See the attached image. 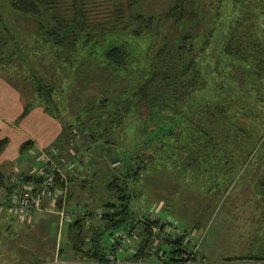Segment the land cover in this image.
<instances>
[{
    "label": "trees",
    "instance_id": "trees-1",
    "mask_svg": "<svg viewBox=\"0 0 264 264\" xmlns=\"http://www.w3.org/2000/svg\"><path fill=\"white\" fill-rule=\"evenodd\" d=\"M224 1L165 0V5L159 11L145 5L144 0L8 1L10 10L36 22V47L50 49V55L53 51L57 52L61 62L71 71L94 61H99L104 67L121 75L130 70H142L141 78L132 88L125 89L113 100L104 96L106 92L100 94L94 104L82 106L78 111L80 115L72 119V126L82 136L88 137L91 149L109 151L107 156L122 166L121 176H114L102 188L105 195L100 205V215L97 217L93 212L83 211V217L69 224L68 237L75 257L94 261L95 264H108V253L102 244L103 236L106 233L113 235L116 231L138 224L140 241L130 256L131 260L149 259L154 254L160 260L162 257L159 253L162 251V254L168 255L167 262L163 264H185L189 261L190 258L184 255L189 247L184 244L182 236L172 238V235H168L169 238H164L155 252L151 250V238L154 235L150 227H159L160 234L164 228L156 221L134 217L128 183H134L149 167L154 166L158 156L168 162L174 161L175 157L179 160L181 158L182 161L174 165L192 167L196 174L226 171L224 167H217L223 164L232 166L236 153L241 155L245 142L252 137L250 131L241 127L238 130L231 120L232 103L213 97L210 102L194 107L191 101L206 86L198 57L210 46L211 38L216 36L218 21L222 27L218 32L220 37H224V30H228V33L224 42L220 43L219 36L214 39L218 49L217 75L228 86H235L239 93L242 92L239 87L245 83H264V0H232L230 14L234 13V17L228 26L225 24L227 18L220 19ZM255 2L257 5L253 8L251 4ZM209 10L216 11L217 19L207 18ZM257 18L261 20L260 23L256 22ZM1 24L4 26V23ZM164 29L166 32H163ZM5 30L7 28L4 26ZM202 38L203 44L200 43ZM16 42L13 40V47L0 42V71H12V64L15 63L13 58L18 54L25 62L28 59L25 52L29 46L27 44L31 43L21 42L18 45ZM132 45L137 46L136 50H131ZM5 51H10V54H2ZM137 51L143 63L140 70L132 55H136ZM225 58L229 63L219 66ZM27 64L30 65L29 62ZM227 66H230L229 70H226ZM27 75L25 79L17 73L22 83L28 82V94L31 95L27 97L23 94L26 105L20 118L25 117L34 107H42L45 113L61 122L62 146H74L77 137L67 132L65 122L62 123L59 116L55 81L48 83L32 70ZM10 83L22 92L16 83ZM249 98L242 96L241 99V103L246 102L247 106L242 109V113L247 109L245 117L264 114L262 109L256 108L264 106V97L258 96L252 101L247 100ZM141 109L147 110L146 117H143ZM133 115L142 119L145 137L150 122L158 120L161 126L152 129L153 134L147 136L142 146L134 147L135 152L131 156L130 150L128 152L117 146L113 148V143L105 140V136L116 132ZM238 131L244 136L240 138ZM258 141L260 144L257 151L262 149L264 152V134ZM7 143V139L0 141V153ZM31 145L30 141L23 143L20 152L27 151ZM173 161L169 162L170 165ZM77 162L83 163L81 159ZM32 177L27 176L25 179L30 181ZM4 180L0 172V187L5 186ZM23 183L27 181L14 183L8 188V198L13 189ZM256 189L264 199V178ZM7 207L10 209L9 199ZM93 219L98 221V225L91 223ZM163 244L167 246L166 249L162 248ZM239 260L264 264V251L260 249L257 255L249 253Z\"/></svg>",
    "mask_w": 264,
    "mask_h": 264
},
{
    "label": "rangeland",
    "instance_id": "rangeland-1",
    "mask_svg": "<svg viewBox=\"0 0 264 264\" xmlns=\"http://www.w3.org/2000/svg\"><path fill=\"white\" fill-rule=\"evenodd\" d=\"M8 1L0 0V42L11 47L14 44L13 40L17 41V44L21 42L31 44H27L29 46L25 52L28 56L26 62L18 54L13 58L14 69L9 73H6V70L0 71V75L9 82L16 83L22 91L21 95L24 94L27 97L31 96L28 94L30 86L27 81L22 83L17 73L26 79L28 72L32 70L48 83L55 81L54 85L57 87L55 97L60 105L59 116L62 123L65 122L67 132L70 131L74 138L73 131L77 132L74 146L64 147L65 151L62 153L66 152L67 156H70V149H72L77 160L81 159L83 162L82 164L77 162L74 185L73 189L71 188L67 206L68 209L80 212H93L98 217L102 211L100 205L105 195L102 188L114 176H121L122 166L118 161H113L107 156L109 151L106 152L102 148L91 149L92 144L88 137L82 136L72 126V119L80 115L78 111L82 106L94 104L100 94L106 92L104 96L113 100L125 89L132 88L141 78L142 70H130L121 75L113 69L104 67L99 61H94L71 71L61 62V56L57 52L53 51L50 55L48 54L50 49L36 47L35 38L38 35L36 22L28 16L19 15L10 10ZM144 2L155 11H159L165 5V0H144ZM223 3L220 19L227 18L225 24L228 26L234 17V13L230 14L233 1L226 0ZM251 5L254 8L257 2ZM253 11L255 13V10ZM207 18H216V11L209 10ZM256 22L260 23L261 20L257 18ZM1 23H4L7 31H4ZM217 24L219 26L215 29L216 36L211 38L210 46L198 57L199 68L206 80V86L204 90L194 95L191 101L194 102V107L203 105L207 101L210 102L214 98L232 103L231 120L238 130L241 127L250 131L249 134L252 133V137L242 147V154L236 153V160L232 166L228 167L223 164L217 167V169L224 167L226 171L223 172L218 170L203 175L196 174L191 166L189 168L187 165L180 167L174 165V163L181 162V158L179 160L175 157L174 161L172 160L173 164L170 165L171 160L168 162L162 159V156H158L154 166L149 167L134 183H128L131 207L134 217L138 219L142 208L147 210L158 208V216L169 219L172 227L175 225L187 232L185 245H188L189 250L184 255L190 259L185 264H255V262L241 261L239 258H245L249 253L257 255L260 249L264 251V199L256 189L257 184L264 178V152L262 149L257 151L260 144L258 140L264 134V114L259 117L249 115L246 118L247 109H244L242 113L243 107H247L246 102L242 104L241 99L242 96H247L250 97L247 100L252 101L258 96L264 97V83L252 82L251 85L245 83L239 87L242 88V92L239 93L235 86H228L217 75L216 53L218 49L214 39L219 36L217 38L221 40L220 43L224 42L228 33V30H224V37H220L218 32L222 30L221 22L218 21ZM163 32L166 30L164 29ZM203 39L200 40L201 44L204 42ZM136 48V45L131 46V50H136ZM9 52L5 51L2 54L7 55L10 54ZM132 55L137 69H142L143 63L138 57L139 52ZM227 60L223 59L219 66L223 67L225 63L228 64ZM229 69L230 66H227L226 70ZM256 108L264 111V106H256ZM141 110L143 117H146L147 110ZM126 120L116 132L106 135L105 140L113 143V148L117 146L127 149L128 152L130 150V155L133 156L135 152L133 148L137 145L142 146L147 136L153 134L152 129H157L161 125L158 120L150 122V129L145 137L143 121L138 115H133L131 119ZM238 135L240 138L244 136L239 131ZM257 141L259 143L255 145ZM143 151L148 154V151L144 149ZM143 151L140 153L144 154ZM23 160L31 167L35 165L28 154L23 156ZM113 162L119 164L113 167ZM15 217L9 215L6 210L0 213V264H33L41 258L44 260L50 257V249L57 239L62 241L63 247L69 246L65 242V229L58 234L54 219L50 217L47 219L49 221L47 228L20 225L18 222L23 223V220L17 215ZM91 223L98 225L95 219ZM138 228L139 226H135L134 231L129 235V242L123 246H114L115 243L111 241L112 235L106 233L103 236L102 244L108 253V264H163L164 261L167 262L168 255L165 256L162 251L159 253L162 257L160 260L155 254L149 259L137 261L130 259L140 241ZM159 232L158 230L152 232L154 236L151 238V250L153 252L162 244L164 238H169L168 234ZM116 233L117 231L113 234ZM169 235L174 237L173 232ZM162 248L166 249L167 246L163 244ZM27 255L30 256L25 257ZM126 257L129 259L124 260ZM192 257L194 259H191ZM90 264H95V262L91 261Z\"/></svg>",
    "mask_w": 264,
    "mask_h": 264
},
{
    "label": "crops",
    "instance_id": "crops-1",
    "mask_svg": "<svg viewBox=\"0 0 264 264\" xmlns=\"http://www.w3.org/2000/svg\"><path fill=\"white\" fill-rule=\"evenodd\" d=\"M25 105L26 101L21 92L0 75V141L3 139L8 140L6 147L0 153V172L5 179V186L0 187V213L6 210L9 215L14 217L13 212L7 207L8 188L13 186L14 183H20V181H27L32 186L36 185V177H32L30 181L25 178L31 176L33 171L38 170L43 165L42 154L49 153V150L55 147H58L61 153L65 151L64 146H62L63 127L61 122L45 113L42 107H34L25 117L20 118ZM27 141H30L32 145L27 151L21 153L20 147ZM25 154L31 157L35 165L31 167L23 160ZM65 154L67 153L65 152ZM74 159L77 166V157L75 156ZM73 181V179L69 181L70 195L71 188L73 189L74 185ZM56 209L46 199L42 203V210L32 214L29 222H18L20 225H36L37 227L48 228L49 221L47 219L50 217L57 224L58 234L65 229V242L69 246L63 247L62 241L57 239L54 246L50 249V257L48 256L44 259L45 261L41 258L40 261H36L33 264H90V260H82L75 257L68 237L70 223L60 222ZM28 256L30 255L25 257ZM128 259L129 257H126L124 260Z\"/></svg>",
    "mask_w": 264,
    "mask_h": 264
},
{
    "label": "built area",
    "instance_id": "built-area-1",
    "mask_svg": "<svg viewBox=\"0 0 264 264\" xmlns=\"http://www.w3.org/2000/svg\"><path fill=\"white\" fill-rule=\"evenodd\" d=\"M75 137L77 133L73 131ZM70 156L60 153L57 148H51L49 153L42 154L43 165L31 174L39 180V184L35 187L27 184H19L13 189L9 195V206L11 211L23 220L29 222L32 214L42 210V203L48 199L52 206L56 207V213L60 218V222L71 223L74 220L84 216V212L68 209L69 201V181L76 176L75 172V153L70 149ZM118 162H113V167L118 165ZM159 209L147 210L142 208L140 210L139 220L156 221L164 228L163 232L168 234L174 233V237L187 234L186 231L175 226L172 227L170 220L158 216ZM136 225L127 227L125 230L117 231L112 235V243L114 246H123L129 242V235L132 234ZM159 231V227L151 226L150 231ZM176 235V236H175ZM126 263V262H124Z\"/></svg>",
    "mask_w": 264,
    "mask_h": 264
}]
</instances>
